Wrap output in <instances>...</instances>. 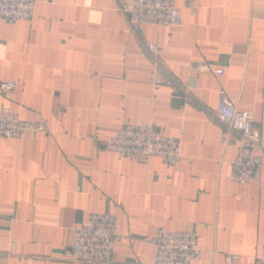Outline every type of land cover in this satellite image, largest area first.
Here are the masks:
<instances>
[{"label":"crops","instance_id":"crops-1","mask_svg":"<svg viewBox=\"0 0 264 264\" xmlns=\"http://www.w3.org/2000/svg\"><path fill=\"white\" fill-rule=\"evenodd\" d=\"M129 0H38L30 20L0 18V106L46 131L0 136V264L72 262L64 248L93 212L118 218L111 264H151L160 227L196 230L201 264H255L264 241V167L231 180L237 134L210 112L220 93L264 138V0H176L181 22L131 26ZM160 47L156 67L145 44ZM222 67L223 74L199 69ZM167 72L181 87L154 86ZM154 119L182 138L179 167L100 149L123 122Z\"/></svg>","mask_w":264,"mask_h":264},{"label":"built area","instance_id":"built-area-1","mask_svg":"<svg viewBox=\"0 0 264 264\" xmlns=\"http://www.w3.org/2000/svg\"><path fill=\"white\" fill-rule=\"evenodd\" d=\"M188 1L190 4L193 2ZM37 2L38 0H0V18L11 23L30 20L35 15ZM121 9L134 28L146 24L175 25L181 22L176 0H129L122 2ZM145 47L156 67H162L159 59L160 47L155 43H147ZM199 69L216 74L225 72L222 67H212L206 63L201 64ZM151 81L154 86L181 87L167 72L163 75L154 72ZM14 87L13 81L2 82L0 92ZM210 115L223 127L226 137L235 133L239 138L237 154L231 161V180H260L264 167V138L261 129L254 122L253 114L240 110L222 91L218 105ZM46 129L45 121L23 119L10 108L0 106L1 137L17 138ZM91 137L100 149L119 156H127L140 162L157 156L167 165H180L182 138L165 134L154 119L145 123L125 121L118 131L108 138H99L95 134ZM118 225V218L114 213H91L88 220L76 228L74 241L65 246V256L72 262L111 264L112 252L122 237ZM146 239L156 245V254L151 264H201L199 233L196 230H168L160 227L155 237ZM227 264H240L239 255L230 254ZM255 264H264V241L255 256Z\"/></svg>","mask_w":264,"mask_h":264}]
</instances>
